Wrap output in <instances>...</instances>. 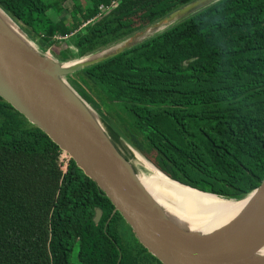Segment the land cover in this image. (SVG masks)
Listing matches in <instances>:
<instances>
[{
    "label": "trees",
    "instance_id": "trees-1",
    "mask_svg": "<svg viewBox=\"0 0 264 264\" xmlns=\"http://www.w3.org/2000/svg\"><path fill=\"white\" fill-rule=\"evenodd\" d=\"M80 1L0 0V9L39 51L56 47L54 58L66 62L192 0ZM67 81L169 179L226 200L260 184L264 0H219ZM61 155L0 98V264H64L94 227L93 209H111L70 159L63 168Z\"/></svg>",
    "mask_w": 264,
    "mask_h": 264
},
{
    "label": "water",
    "instance_id": "water-1",
    "mask_svg": "<svg viewBox=\"0 0 264 264\" xmlns=\"http://www.w3.org/2000/svg\"><path fill=\"white\" fill-rule=\"evenodd\" d=\"M218 1L192 0L113 45L66 62L48 56V51H39L0 9L19 32H14L0 17V98L29 125L39 129L94 183L139 243L161 264H264V175L260 184L242 199L226 200L181 185L153 167L168 180L198 194L233 203L247 199L243 210L223 229L210 237H197L179 227L147 194L139 181L140 175L107 135L109 123L104 119L105 125L100 123L90 104L67 79ZM147 30L150 34L144 35ZM98 218L99 212H95L94 224Z\"/></svg>",
    "mask_w": 264,
    "mask_h": 264
},
{
    "label": "bare ground",
    "instance_id": "bare-ground-1",
    "mask_svg": "<svg viewBox=\"0 0 264 264\" xmlns=\"http://www.w3.org/2000/svg\"><path fill=\"white\" fill-rule=\"evenodd\" d=\"M0 17L14 32L19 33L17 27L1 11ZM148 34L150 30L144 33V35ZM124 152L127 155L125 150ZM130 154L146 171L139 176V181L147 194L179 227L197 237L206 238L216 234L235 219L247 203L245 199L232 205H213L207 196L168 180L140 156L135 153ZM165 200L171 202L172 206Z\"/></svg>",
    "mask_w": 264,
    "mask_h": 264
},
{
    "label": "flooded vegetation",
    "instance_id": "flooded-vegetation-1",
    "mask_svg": "<svg viewBox=\"0 0 264 264\" xmlns=\"http://www.w3.org/2000/svg\"><path fill=\"white\" fill-rule=\"evenodd\" d=\"M100 207L103 209H93L91 217L92 221L99 212L97 223L92 221L94 227L85 234L86 240H76L67 250L64 264H161L139 243L113 206L108 213L105 205Z\"/></svg>",
    "mask_w": 264,
    "mask_h": 264
},
{
    "label": "rangeland",
    "instance_id": "rangeland-1",
    "mask_svg": "<svg viewBox=\"0 0 264 264\" xmlns=\"http://www.w3.org/2000/svg\"><path fill=\"white\" fill-rule=\"evenodd\" d=\"M80 3H81V5H83L84 4V0H81L80 1ZM68 3H66L65 4V7H68ZM63 18H66L67 19V15H66V13H64V15H63ZM58 40V39H57ZM63 45L61 44V45H59V47H62ZM57 51V48L56 47H51L49 50H48V52H46V54L48 55V56H50V57H52L53 59H54V56H53V53H54V51ZM89 105V104H88ZM89 107L92 109V111H93V113L95 114V116H96V118L100 121V123L102 124V125H105V123H103L102 122V119H104L107 123H109V125H112V122L110 121H108L107 119H106V117L105 116H103V112H102V110L100 109V110H98L97 108H93L91 105H89ZM105 128H106V126H105ZM112 127L110 126V127H108L107 126V129H105V131H106V133H107V135L112 139V141L114 142V145H115V147L117 148V150L126 158V159H128L129 161H130V163H131V165L133 166V168L135 169V171H136V173L138 174V175H140L141 176V174H143V173H146V171L144 170V168L141 166V165H139L135 160H134V158L132 157V155L130 154V153H132L133 155H134V153H135V151L126 143V141L123 139V141L122 140H120V138H118L117 136H115L114 135V133L112 132ZM127 152V155L125 154V152H124V150ZM129 151V152H128ZM136 154V153H135ZM140 156V155H139ZM62 157H63V155H62ZM145 162H147L151 167H154L153 166V164H152V162H151V160H150V158H146V157H143V156H140ZM205 196H207L211 201H212V203H213V205H232V204H235V203H233L232 201H224V200H222V199H217V198H215V197H212V196H209V195H205ZM165 202L167 203V204H170L171 206H172V204H171V202H168V200H165Z\"/></svg>",
    "mask_w": 264,
    "mask_h": 264
},
{
    "label": "built area",
    "instance_id": "built-area-1",
    "mask_svg": "<svg viewBox=\"0 0 264 264\" xmlns=\"http://www.w3.org/2000/svg\"><path fill=\"white\" fill-rule=\"evenodd\" d=\"M105 10H106V9H105ZM99 11L102 12V11H104V9H103L102 7H99ZM55 39H58V40H59L58 37H55ZM62 155H63V157H62ZM62 155H61L60 161L63 163V162L66 161L68 158H67L64 154H62ZM62 160H64V161H62ZM64 166H65V162L63 163V168H64Z\"/></svg>",
    "mask_w": 264,
    "mask_h": 264
}]
</instances>
